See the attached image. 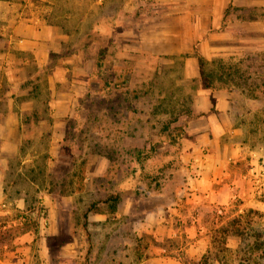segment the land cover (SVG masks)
I'll use <instances>...</instances> for the list:
<instances>
[{"label": "crops", "instance_id": "0c3cea01", "mask_svg": "<svg viewBox=\"0 0 264 264\" xmlns=\"http://www.w3.org/2000/svg\"><path fill=\"white\" fill-rule=\"evenodd\" d=\"M152 1L0 0V264H185L181 261L184 251L198 258L211 246L216 230L211 224L222 218L221 213H225L223 220L230 221L231 214L227 213L235 206L242 211L260 209L264 204L257 198L264 184L259 176L263 166L258 164L264 156L263 144L241 139L250 130L233 118L232 90H212L203 84L187 127L193 139L180 154L187 180L180 191L183 196L172 198L168 207L159 204L149 209L138 227L132 198L92 202L95 206L86 213L95 240L79 251L72 242L61 245L57 260L53 259L50 237L61 235L62 230L42 235L41 230L23 228L26 222L22 212L29 201L21 190L17 193L18 184L6 180L11 163L14 161V170L21 173L26 164L34 166L39 159L54 166L55 161L67 156L63 148L69 125L78 114L76 123L81 124L83 110L88 107L86 102L80 106V102L89 91L104 90L100 81L97 88L89 85L100 51L99 41L91 39L98 37L106 44L108 54L112 47L135 51V30L148 24L144 19L137 21L136 14L147 13ZM155 1L171 5L167 7L174 16L165 24H201V19L215 27L223 23L264 24V16L258 14L239 17V21L225 19L230 5L232 11H264V0H190L191 5L185 8L180 6L182 0ZM110 59L114 61L116 56ZM62 83L68 84L67 90L58 89ZM251 119L248 116L246 125H253ZM29 124L40 132L30 136ZM110 166L108 155L102 154L90 174L103 176ZM7 187L14 188L13 195ZM76 192L63 200L68 203ZM137 237L151 240L141 248L138 259ZM169 238H179L181 244H165ZM232 238L229 235L226 239ZM63 251L70 257L62 258ZM78 252L85 253L86 260H80L84 256L76 255ZM212 264L222 262L214 260Z\"/></svg>", "mask_w": 264, "mask_h": 264}, {"label": "rangeland", "instance_id": "374dc122", "mask_svg": "<svg viewBox=\"0 0 264 264\" xmlns=\"http://www.w3.org/2000/svg\"><path fill=\"white\" fill-rule=\"evenodd\" d=\"M152 2L147 13L136 14L137 21L144 19L148 23L144 29L136 24L139 26L133 36L136 50L125 52L122 47H112V53L108 54L109 59L116 56V60L109 62L114 67L113 82L106 83L101 95L94 96L83 110L85 117L74 131L73 156L61 157L54 166L48 165L46 159H39L34 166L26 164L21 173L14 170L13 161V168L7 173L6 180L18 184L17 193L21 190L29 201L22 214L30 218L25 219L23 228L41 230L42 235L49 230H62L61 235L50 237L54 260L58 259L63 244L72 242L79 251L95 240L96 233L89 229L86 215L92 202L107 200L116 194L120 199L132 198L138 227L149 209L159 204L168 207L172 198L183 196L180 191L187 180L180 154L193 139L187 127L195 115V97L203 86L198 77V62L192 55L198 39L202 40L200 46L208 60L207 69L218 84L232 90L233 118L247 127L246 131L250 130L241 139L264 146V125L261 124L264 121V24H226L224 29L204 24L202 19L201 24H165L174 16L170 12L172 8L167 7L171 5ZM188 2L179 3L185 8L191 5ZM257 14L264 16L263 9H234L226 19L239 21V17ZM141 33L145 38L143 45ZM98 82L93 80L89 85L97 88ZM67 88V83L58 87L62 91ZM248 116L253 125H246ZM26 128L30 136L41 130L32 124ZM102 154L113 155L117 168L103 176H92L90 171L96 169ZM258 164L263 166L259 176L264 181V156ZM260 189L257 198L264 202V184ZM8 190L13 195L14 188ZM72 191L77 192L71 199L68 197L67 203L63 197ZM257 210L264 212V204ZM235 211L238 215H232ZM245 211L235 206L227 213L231 214L230 221L223 220L225 213H221L222 218L211 224L216 228L210 238L211 246L198 258L184 251L181 261L212 264L219 260L222 264H239L240 259L250 254L249 246L235 234L240 228L232 220ZM251 217L254 222L249 227L245 224L246 217L242 218L244 236L251 235V243L256 240L261 244L252 257L259 256L258 260L264 264V214L253 213ZM224 227L229 229L226 236L221 232ZM229 235L233 236L232 241L227 240ZM142 238L137 237V259L141 248L151 242ZM166 241L172 247L181 244L179 238ZM227 242L233 246L226 245ZM217 254L224 258H218ZM62 256L67 257L68 252L63 251ZM81 256L84 258L80 260H86L85 253Z\"/></svg>", "mask_w": 264, "mask_h": 264}, {"label": "trees", "instance_id": "16d2710c", "mask_svg": "<svg viewBox=\"0 0 264 264\" xmlns=\"http://www.w3.org/2000/svg\"><path fill=\"white\" fill-rule=\"evenodd\" d=\"M231 7H232V5H230L227 8V10L225 12V19H226L228 13L230 12V10L232 9ZM224 28H226V24L223 23L220 26V29H224ZM91 40L95 41V42L99 41L98 47L100 49L99 53L96 56L95 70L93 71V75H92L91 78L93 80L100 81L102 83V87L106 88L107 87L105 85L106 83H112L113 82L111 79L114 77V73H113L114 67H113V65H111L109 63L111 59H109V57H107L108 56V52H107L106 44H102L98 37H96L95 40L94 39H91ZM201 41H202L201 39H198L194 43V45H193V54H192L197 59V62H198L200 79L202 80V82H203V84H204V86L206 88H209V89H212V90H214L215 88H218V87L227 88V86L224 85V84H218L217 81L212 76V74L210 73V71L207 69L208 60L205 57V55H204V53H203V51L201 49V46H200ZM90 43H91V41L89 42V45H90ZM220 77L222 78V76H220ZM108 87H110V86H108ZM101 93H102L101 91H94V90L89 91L87 96L84 98V100L80 102V106H82V104H84V102H86V104L89 105L90 104V100L94 96H98ZM211 100H212L213 108H214L215 99H214L213 96L211 97ZM78 117H79V114H78ZM77 118L72 120V123L69 125V131H68V134H67L68 137H67V140H66L67 144H65V146L63 148L64 149L63 151L67 155H71V156H73L72 151H73V145H74L72 143V140H73V138L76 135V134H74V131H75L76 127L79 125L78 123H76ZM108 157H109V159L111 161V166H110V168L108 170V173H111L115 166L117 168V164L115 162V158H114L113 155H108ZM108 199L117 201L118 199H120V196L118 194L111 195V196H109ZM94 206H95L94 204L91 205L88 210L90 211L91 209H93ZM253 213L257 214L259 216L264 214V212H261V211H259L257 209L249 208L243 214H240L238 217H236V218H234V220H232V222L234 223V226L240 228V231L238 229V231L235 234L240 238V240L246 241L247 245L249 246V253L250 254H248V256H246L245 259H240V263L239 264H261L262 263L260 260H258L259 256L255 255L254 257H252V253L253 252L255 253L257 251L256 249L261 248V244H257L256 240L251 243L250 241H253L252 240V236L251 235L244 236L245 230H243L244 228H243V225H242V218H244V216L247 219V220L245 219L246 220L245 224L248 227H249L248 224H252L254 222L253 218L251 217V214L253 215ZM86 215H87V213H86ZM24 218L28 219V218H30V216L26 215V216H24ZM247 226H245L246 229H248ZM228 231H229L228 227H224V228L221 229V232H222L223 236H225V234H227ZM262 246H264V244ZM217 256L220 259L224 258V255H223V258L220 257L219 254H217Z\"/></svg>", "mask_w": 264, "mask_h": 264}]
</instances>
